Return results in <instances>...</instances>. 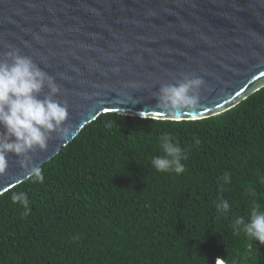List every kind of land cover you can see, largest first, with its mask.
<instances>
[{
	"label": "trees",
	"instance_id": "1",
	"mask_svg": "<svg viewBox=\"0 0 264 264\" xmlns=\"http://www.w3.org/2000/svg\"><path fill=\"white\" fill-rule=\"evenodd\" d=\"M161 132L187 150L183 173L151 165ZM40 168L44 183L0 194V264H264V245L230 227L253 202L264 211V87L195 120L103 113Z\"/></svg>",
	"mask_w": 264,
	"mask_h": 264
},
{
	"label": "water",
	"instance_id": "2",
	"mask_svg": "<svg viewBox=\"0 0 264 264\" xmlns=\"http://www.w3.org/2000/svg\"><path fill=\"white\" fill-rule=\"evenodd\" d=\"M15 49L68 107L71 135L30 153L40 167L103 113L195 120L264 87V0H0V60ZM183 74L205 82L197 110L162 112L154 93ZM19 159L7 155L0 194L29 178Z\"/></svg>",
	"mask_w": 264,
	"mask_h": 264
},
{
	"label": "clouds",
	"instance_id": "3",
	"mask_svg": "<svg viewBox=\"0 0 264 264\" xmlns=\"http://www.w3.org/2000/svg\"><path fill=\"white\" fill-rule=\"evenodd\" d=\"M204 83L200 77L183 74L176 84H162L153 95L157 99L156 108L172 115L194 113ZM45 87L48 93L40 99L39 94ZM59 92L60 87L54 78L30 57L21 55L19 49L5 53L4 59L0 60V128L3 129L0 131V174L6 172L7 155L11 153L20 158V167L28 172L33 183H44L42 169L34 165L30 153L37 148L45 150L52 133L64 140L72 132V126L66 123L67 103L53 98ZM158 139L163 155L151 159L153 168L158 172L183 173L185 166L181 161L187 160V150L182 149L168 132H161ZM218 179L228 184L230 173L225 172ZM260 180L264 183V177ZM220 191L224 188L221 187ZM10 199L13 204L19 203L23 207V216L31 213L27 193L13 192ZM215 208L220 214L227 213L230 204L227 200H219ZM230 227L235 234L243 232L250 240L264 245V211L260 210L258 203L253 202L247 221L242 216L236 217ZM219 260L224 261L217 258L216 264Z\"/></svg>",
	"mask_w": 264,
	"mask_h": 264
},
{
	"label": "rangeland",
	"instance_id": "4",
	"mask_svg": "<svg viewBox=\"0 0 264 264\" xmlns=\"http://www.w3.org/2000/svg\"><path fill=\"white\" fill-rule=\"evenodd\" d=\"M218 264H226L224 261H222L221 263H220V260L218 261Z\"/></svg>",
	"mask_w": 264,
	"mask_h": 264
}]
</instances>
